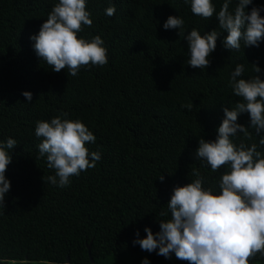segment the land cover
<instances>
[{
	"label": "trees",
	"instance_id": "trees-1",
	"mask_svg": "<svg viewBox=\"0 0 264 264\" xmlns=\"http://www.w3.org/2000/svg\"><path fill=\"white\" fill-rule=\"evenodd\" d=\"M91 259L264 264V0H0V264Z\"/></svg>",
	"mask_w": 264,
	"mask_h": 264
},
{
	"label": "water",
	"instance_id": "water-1",
	"mask_svg": "<svg viewBox=\"0 0 264 264\" xmlns=\"http://www.w3.org/2000/svg\"><path fill=\"white\" fill-rule=\"evenodd\" d=\"M90 251H91V246H89V254H90ZM91 262H92V264H94V260L93 259H91ZM68 263H69V260H68Z\"/></svg>",
	"mask_w": 264,
	"mask_h": 264
}]
</instances>
